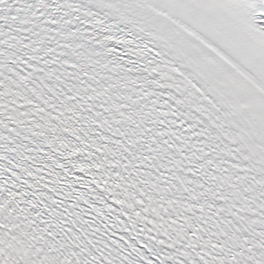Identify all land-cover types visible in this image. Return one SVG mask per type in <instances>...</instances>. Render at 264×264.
Returning <instances> with one entry per match:
<instances>
[{"label":"snow or ice","instance_id":"6c2138e0","mask_svg":"<svg viewBox=\"0 0 264 264\" xmlns=\"http://www.w3.org/2000/svg\"><path fill=\"white\" fill-rule=\"evenodd\" d=\"M0 264H264V0H0Z\"/></svg>","mask_w":264,"mask_h":264}]
</instances>
